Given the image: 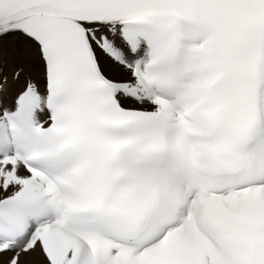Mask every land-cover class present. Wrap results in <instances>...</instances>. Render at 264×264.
Listing matches in <instances>:
<instances>
[{
  "label": "snow or ice",
  "instance_id": "snow-or-ice-1",
  "mask_svg": "<svg viewBox=\"0 0 264 264\" xmlns=\"http://www.w3.org/2000/svg\"><path fill=\"white\" fill-rule=\"evenodd\" d=\"M0 264H264V0H0Z\"/></svg>",
  "mask_w": 264,
  "mask_h": 264
}]
</instances>
